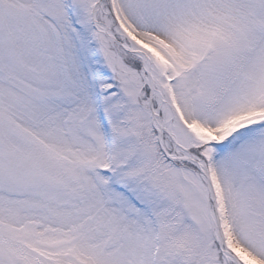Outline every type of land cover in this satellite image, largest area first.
Returning a JSON list of instances; mask_svg holds the SVG:
<instances>
[{"label": "snow or ice", "instance_id": "snow-or-ice-1", "mask_svg": "<svg viewBox=\"0 0 264 264\" xmlns=\"http://www.w3.org/2000/svg\"><path fill=\"white\" fill-rule=\"evenodd\" d=\"M0 264H264V0H0Z\"/></svg>", "mask_w": 264, "mask_h": 264}]
</instances>
